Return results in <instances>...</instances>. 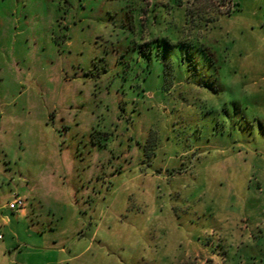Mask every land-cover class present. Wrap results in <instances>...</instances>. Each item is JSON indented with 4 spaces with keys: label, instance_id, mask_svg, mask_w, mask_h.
Segmentation results:
<instances>
[{
    "label": "rangeland",
    "instance_id": "1",
    "mask_svg": "<svg viewBox=\"0 0 264 264\" xmlns=\"http://www.w3.org/2000/svg\"><path fill=\"white\" fill-rule=\"evenodd\" d=\"M16 198L18 264H264V0H0Z\"/></svg>",
    "mask_w": 264,
    "mask_h": 264
},
{
    "label": "crops",
    "instance_id": "2",
    "mask_svg": "<svg viewBox=\"0 0 264 264\" xmlns=\"http://www.w3.org/2000/svg\"><path fill=\"white\" fill-rule=\"evenodd\" d=\"M11 201L12 200H10L8 203H10ZM8 203L0 207V224L3 226L2 228L3 236H2V239L0 240L1 242H3V245L0 246V264H18L16 261H11L10 256H8V254L10 253L12 249V246L9 245L8 243L6 244L4 243L12 235L11 232L16 231L19 234L25 232V237L30 238L32 241H36L33 239L43 237L44 236L43 233L46 230H52L53 228L51 227V225H48V226L37 225L36 226L35 225L36 223L44 221V219H41L40 221L37 216H35L36 218L34 217L32 219L31 215H29L28 211H26V209L24 208L21 210L12 211L8 208ZM36 248L37 247H35V249ZM32 249H34L33 246H32ZM20 250H21V247L18 248L17 252ZM54 250L52 249L50 250L47 248L42 253L43 255L46 256V255H49L50 253H54ZM58 252L61 255L58 264H68L71 262L69 257L62 256L65 254L63 250L58 249ZM77 257H74V258H77Z\"/></svg>",
    "mask_w": 264,
    "mask_h": 264
},
{
    "label": "built area",
    "instance_id": "3",
    "mask_svg": "<svg viewBox=\"0 0 264 264\" xmlns=\"http://www.w3.org/2000/svg\"><path fill=\"white\" fill-rule=\"evenodd\" d=\"M25 207V202L21 198H16L8 203V208L12 211L21 210ZM2 225L0 224V240L2 239Z\"/></svg>",
    "mask_w": 264,
    "mask_h": 264
}]
</instances>
